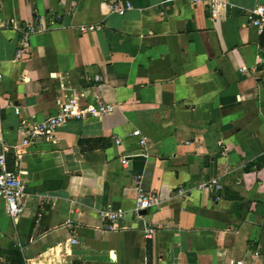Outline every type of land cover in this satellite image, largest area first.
<instances>
[{"label": "crops", "instance_id": "1", "mask_svg": "<svg viewBox=\"0 0 264 264\" xmlns=\"http://www.w3.org/2000/svg\"><path fill=\"white\" fill-rule=\"evenodd\" d=\"M111 1L0 0V151L26 185L0 264H264V0ZM72 98L84 117L20 145ZM136 180L159 199L138 214Z\"/></svg>", "mask_w": 264, "mask_h": 264}, {"label": "built area", "instance_id": "2", "mask_svg": "<svg viewBox=\"0 0 264 264\" xmlns=\"http://www.w3.org/2000/svg\"><path fill=\"white\" fill-rule=\"evenodd\" d=\"M172 1V0H166ZM193 5L200 2H206L207 0H190ZM213 6V5H211ZM110 12L116 13L117 15H124L126 11L132 8L129 1H111L107 5ZM211 15L213 14V9H211ZM248 23L251 27L256 28L259 32L264 30V7L256 6L254 7L248 15ZM97 27L92 25L79 27L80 33L91 32L96 30ZM34 32V28L28 26L25 34L23 35V44L19 46L16 51L14 58L16 60L22 59L26 44L28 40V35ZM2 80V72L0 66V82ZM112 110L110 105H100L97 108V113L99 115H107ZM87 114V111L78 110L77 100L72 98L64 103H62L56 112L42 121L32 122L27 125V133L25 138L21 141V146H27L29 143L37 140L38 138L44 137L50 140L57 127L67 123L70 120L82 118ZM134 136H139L138 131L132 133ZM140 147H144V140L140 139ZM14 146L13 148H16ZM125 162V157L122 160ZM137 185V195L135 198L134 212L136 214L146 211L159 203V199L154 193H149L139 186V181L136 180ZM203 189L218 191L221 187L217 179H211L208 183L200 186ZM177 195H184V191L178 190ZM26 196V185L23 183L19 176L6 165L5 149L0 151V199L3 200L6 212L10 218H14L20 211L23 203V199ZM123 217L122 212H112V211H100L99 218L103 223H105V229L114 230L116 223ZM154 233L153 227H147L144 229V234L146 238L151 237ZM74 242V241H73Z\"/></svg>", "mask_w": 264, "mask_h": 264}]
</instances>
